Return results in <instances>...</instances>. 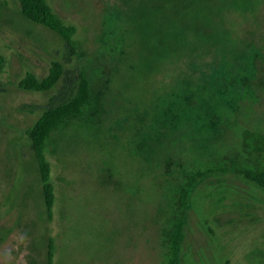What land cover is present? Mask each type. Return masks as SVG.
<instances>
[{
	"label": "rangeland",
	"instance_id": "obj_1",
	"mask_svg": "<svg viewBox=\"0 0 264 264\" xmlns=\"http://www.w3.org/2000/svg\"><path fill=\"white\" fill-rule=\"evenodd\" d=\"M47 1L76 29L73 50L25 19L19 0H0V264H47L48 238L53 264H165L162 231L184 175L213 157L249 167L243 133H264V0ZM54 62L83 71L100 107L48 141V222L26 131L60 85L19 83ZM235 163L191 190L178 264H264V191Z\"/></svg>",
	"mask_w": 264,
	"mask_h": 264
},
{
	"label": "trees",
	"instance_id": "obj_2",
	"mask_svg": "<svg viewBox=\"0 0 264 264\" xmlns=\"http://www.w3.org/2000/svg\"><path fill=\"white\" fill-rule=\"evenodd\" d=\"M175 1L172 0V2ZM199 2L193 5L186 4L184 7L187 6L186 9L190 12ZM19 3L22 16L25 19L55 33L68 49L73 50V37L76 34V29L73 26L66 25L58 17L50 8L47 0H19ZM181 8L173 16H179L182 13ZM198 27L196 32L200 30ZM218 35L220 34L218 33ZM165 41H167L165 38H160V42H158L160 44L159 48L163 49ZM218 41H216L217 44ZM4 68L5 58L0 55V76ZM178 79L180 78L175 72L174 80L179 81ZM180 80L182 81V79ZM59 85L60 88L57 94L49 100L37 122L26 131L43 185L42 193L48 222L52 221L55 203L54 186L51 182V167L46 160L48 141L55 132L69 123L93 121L98 115L100 107L99 100L87 75L83 71L76 73L66 71L57 62L52 64L49 75L42 80L28 73L19 83V88L28 92L48 93ZM183 90L185 88L174 94V96L183 97L184 94H180L181 92L183 93ZM242 149L247 156V158H244V163L248 164L249 167H243L237 162L235 163L236 159L230 156L213 157L204 160L196 170L194 169L191 173L184 175L183 184L176 189L174 194L170 221L162 231L161 246L164 251L165 264H178L183 243L188 202L191 190L199 180L215 174L229 173L233 162L238 164L233 167L236 176L245 179L264 191V133L260 131H245L243 133ZM172 162L171 159L167 160L166 173L170 172L173 166ZM46 247L47 264H53L54 244L50 238H48Z\"/></svg>",
	"mask_w": 264,
	"mask_h": 264
}]
</instances>
